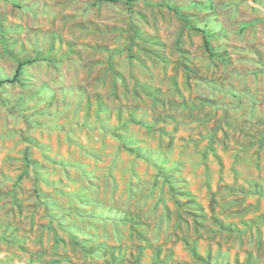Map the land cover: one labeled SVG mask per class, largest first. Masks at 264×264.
I'll list each match as a JSON object with an SVG mask.
<instances>
[{
  "label": "rangeland",
  "instance_id": "rangeland-1",
  "mask_svg": "<svg viewBox=\"0 0 264 264\" xmlns=\"http://www.w3.org/2000/svg\"><path fill=\"white\" fill-rule=\"evenodd\" d=\"M0 264H264V0H0Z\"/></svg>",
  "mask_w": 264,
  "mask_h": 264
},
{
  "label": "trees",
  "instance_id": "trees-1",
  "mask_svg": "<svg viewBox=\"0 0 264 264\" xmlns=\"http://www.w3.org/2000/svg\"><path fill=\"white\" fill-rule=\"evenodd\" d=\"M102 2H109V3H115V2H118V1H126V0H100ZM128 1V0H127ZM203 40H204V46H205V49L206 51L209 53V54H212V50H211V47H210V43L206 37V34L205 32L203 31ZM33 63L32 60H25V61H21V62H18L17 63V66H16V69L14 71V74L12 76V79L10 80V82H15L18 80L19 76H21V73H22V69L25 65H28V64H31Z\"/></svg>",
  "mask_w": 264,
  "mask_h": 264
}]
</instances>
